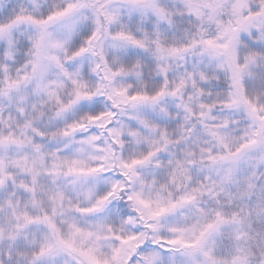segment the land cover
Returning a JSON list of instances; mask_svg holds the SVG:
<instances>
[{
  "label": "snow or ice",
  "instance_id": "1",
  "mask_svg": "<svg viewBox=\"0 0 264 264\" xmlns=\"http://www.w3.org/2000/svg\"><path fill=\"white\" fill-rule=\"evenodd\" d=\"M0 264H264V0H0Z\"/></svg>",
  "mask_w": 264,
  "mask_h": 264
}]
</instances>
